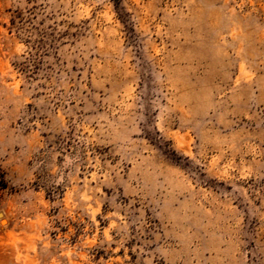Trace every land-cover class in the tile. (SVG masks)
Segmentation results:
<instances>
[{
	"label": "rangeland",
	"instance_id": "1",
	"mask_svg": "<svg viewBox=\"0 0 264 264\" xmlns=\"http://www.w3.org/2000/svg\"><path fill=\"white\" fill-rule=\"evenodd\" d=\"M0 264H264V0H0Z\"/></svg>",
	"mask_w": 264,
	"mask_h": 264
},
{
	"label": "bare ground",
	"instance_id": "2",
	"mask_svg": "<svg viewBox=\"0 0 264 264\" xmlns=\"http://www.w3.org/2000/svg\"><path fill=\"white\" fill-rule=\"evenodd\" d=\"M1 226H5L6 225V220L2 217L1 221H0Z\"/></svg>",
	"mask_w": 264,
	"mask_h": 264
}]
</instances>
